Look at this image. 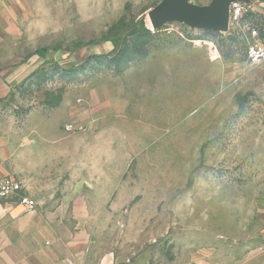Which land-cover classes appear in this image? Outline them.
<instances>
[{
	"label": "rangeland",
	"instance_id": "rangeland-1",
	"mask_svg": "<svg viewBox=\"0 0 264 264\" xmlns=\"http://www.w3.org/2000/svg\"><path fill=\"white\" fill-rule=\"evenodd\" d=\"M160 1L0 0V68L23 76L0 131L68 134L86 263L264 264V66L235 27L154 30ZM243 20L264 36V10Z\"/></svg>",
	"mask_w": 264,
	"mask_h": 264
},
{
	"label": "crops",
	"instance_id": "crops-1",
	"mask_svg": "<svg viewBox=\"0 0 264 264\" xmlns=\"http://www.w3.org/2000/svg\"><path fill=\"white\" fill-rule=\"evenodd\" d=\"M262 6L258 3L255 9L262 11ZM22 78L18 71L0 68V102ZM41 122L40 127L48 126L47 121ZM32 132L34 137L20 132L8 137L0 131V176L23 178L26 193L38 202L33 211L15 200L0 203V264H88L86 254L97 255L84 251L93 240L79 208L85 206L86 194L94 186L85 185V170H68L65 131L54 136L46 130ZM147 259L146 253L130 264H144ZM91 263L125 264L111 254Z\"/></svg>",
	"mask_w": 264,
	"mask_h": 264
},
{
	"label": "water",
	"instance_id": "water-1",
	"mask_svg": "<svg viewBox=\"0 0 264 264\" xmlns=\"http://www.w3.org/2000/svg\"><path fill=\"white\" fill-rule=\"evenodd\" d=\"M240 1L252 2V0H211L208 4H197L190 0H161L149 10L148 15L154 30L170 22H180L191 28L229 32L231 4Z\"/></svg>",
	"mask_w": 264,
	"mask_h": 264
},
{
	"label": "built area",
	"instance_id": "built-area-1",
	"mask_svg": "<svg viewBox=\"0 0 264 264\" xmlns=\"http://www.w3.org/2000/svg\"><path fill=\"white\" fill-rule=\"evenodd\" d=\"M259 0L252 2H234L231 4V27L238 29L246 43V60L252 65L264 66V36L260 28L248 26L243 19L256 11ZM249 25V24H248ZM27 185L23 178L17 175L0 176V203L15 200L28 211L38 206L36 199L26 193ZM75 264V263H70Z\"/></svg>",
	"mask_w": 264,
	"mask_h": 264
},
{
	"label": "trees",
	"instance_id": "trees-1",
	"mask_svg": "<svg viewBox=\"0 0 264 264\" xmlns=\"http://www.w3.org/2000/svg\"><path fill=\"white\" fill-rule=\"evenodd\" d=\"M140 30L139 29H134L132 31L131 34H135L136 36H141L142 34L144 36H153V33L151 31H147V32H139ZM121 37H117V38H112V42L115 44V45H119L121 43ZM146 43H149V41H146ZM34 54H38L42 57H45L46 56V49H38L34 52ZM133 59V58H132Z\"/></svg>",
	"mask_w": 264,
	"mask_h": 264
}]
</instances>
